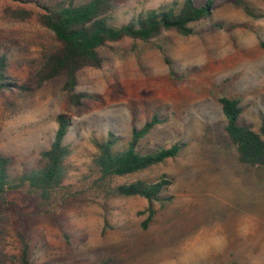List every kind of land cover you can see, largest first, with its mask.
<instances>
[{
  "label": "rangeland",
  "instance_id": "rangeland-1",
  "mask_svg": "<svg viewBox=\"0 0 264 264\" xmlns=\"http://www.w3.org/2000/svg\"><path fill=\"white\" fill-rule=\"evenodd\" d=\"M23 1L38 8L50 2ZM167 1L120 0L118 21ZM212 8V17L197 24L193 34L163 36L164 50L145 49L140 41L103 68L88 70L80 89L89 99L80 114L67 110L61 82L37 88L29 67L10 70L18 84L31 86L0 94V152L12 155L15 174L37 164L40 151L54 139L61 112L72 118L66 141L73 147V167L66 183L76 188L89 172L95 136L113 131L129 141L133 127L144 126L158 112L166 122L155 126L140 148L184 143L175 158L118 178L172 179L147 228L142 226L148 215L145 197L114 199L108 211L101 199L82 197L61 222L37 223L36 264H264V182L240 162L219 102L223 95L239 98V121L260 129L264 0H212ZM46 38L32 22L0 23V44L13 59L40 56ZM19 252L11 226L1 222L0 264H19Z\"/></svg>",
  "mask_w": 264,
  "mask_h": 264
},
{
  "label": "trees",
  "instance_id": "trees-1",
  "mask_svg": "<svg viewBox=\"0 0 264 264\" xmlns=\"http://www.w3.org/2000/svg\"><path fill=\"white\" fill-rule=\"evenodd\" d=\"M119 1L50 0L38 8L23 0H0V23L32 22L47 33L42 53L37 57L13 59L7 46L0 44V49L6 47L0 51V94L15 91V88L23 92L30 90L31 86L18 84L10 72L16 65L27 66L37 88L46 83L61 82L67 110L80 114L89 99V94L80 89L88 70L103 68L116 56H122V49L129 46L130 52L140 41L145 49L164 50L163 36L168 33L189 36L197 24L209 20L213 14L212 0L201 4L195 0H171L118 21L116 9ZM239 5L247 13L257 16L245 2H239ZM260 44L264 48V41ZM219 102L227 119L225 130L237 146L240 162L246 171L254 172L264 182V112L261 113L260 129L256 130L239 121L243 112L239 98L223 95ZM165 122V118L155 113L144 126H134L131 138L126 142L113 131L101 138L93 137L95 152L80 188L66 183L73 167L69 162L73 147L66 141L72 123L68 112L57 115L54 139L48 148L40 151L35 166L26 165L15 174L11 171L12 155L0 152V223H8L19 242V264H36L34 240L37 223L40 220L61 222L67 208L82 197H93V201L101 199L100 204L107 211L114 199L145 197L149 202L148 215L142 226L147 228L156 213L155 202L164 204L161 193L172 184V179L163 175L155 182L143 179L119 182L118 178L128 177L179 155L184 146L181 142L146 151L139 146L155 126ZM10 196L21 202L10 200Z\"/></svg>",
  "mask_w": 264,
  "mask_h": 264
}]
</instances>
